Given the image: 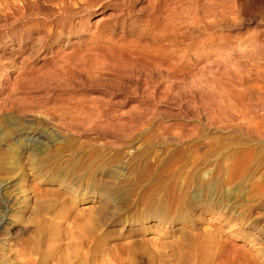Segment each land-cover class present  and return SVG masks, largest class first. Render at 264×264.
Here are the masks:
<instances>
[{"label": "rangeland", "instance_id": "obj_1", "mask_svg": "<svg viewBox=\"0 0 264 264\" xmlns=\"http://www.w3.org/2000/svg\"><path fill=\"white\" fill-rule=\"evenodd\" d=\"M75 1L0 0V264H264V0Z\"/></svg>", "mask_w": 264, "mask_h": 264}, {"label": "bare ground", "instance_id": "obj_2", "mask_svg": "<svg viewBox=\"0 0 264 264\" xmlns=\"http://www.w3.org/2000/svg\"><path fill=\"white\" fill-rule=\"evenodd\" d=\"M66 1V0H65ZM70 1H72V0H70ZM85 1H88L89 3H86V7H87V9L86 10H84V12H83V14H81V16H82V18H79V20H78V22H80V23H82V24H85V22H90V16H91V14L93 13V12H95V11H101L102 13H100L98 16V18L94 21L95 22V25H96V28H98L99 26H101L100 24H103L104 22H106L105 20L106 19H115L116 21H115V23H113L114 24V26L116 25H119V24H121L122 26L121 27H125V23H126V17H125V15H124V13H125V5H124V3H122V2H119V1H113V2H105V1H107V0H78V1H75V3H78L77 5H75V6H81L82 4H83V2L85 3ZM208 0H206V2H207ZM28 2V1H27ZM73 3V2H72ZM204 3V2H203ZM210 4V3H209ZM15 4H13V6H14ZM59 5V4H58ZM84 5V4H83ZM12 6V5H11ZM74 6V5H73ZM198 7H199V5H197ZM202 6H204V5H202ZM70 7V4H66L65 5V9H68ZM85 6L84 7H80V8H82V10L83 9H85L86 8ZM108 7H111L112 9L111 10H115V11H117L116 13H113V11L112 12H110L108 15H105V12L107 11L106 9L108 8ZM201 7V6H200ZM63 8V7H62ZM71 8V7H70ZM76 9V8H75ZM16 10L18 11V7L16 8ZM59 10V9H58ZM74 10V9H73ZM72 10V11H73ZM81 10V9H80ZM82 10H81V12H82ZM233 10V9H232ZM22 11V10H21ZM65 11H69V9L68 10H65ZM71 11V10H70ZM74 11H76V10H74ZM73 11V12H74ZM233 11H231V13H232ZM63 13V12H62ZM79 13V12H78ZM224 13V12H223ZM66 14V13H65ZM169 14V13H168ZM17 15V14H16ZM69 15V14H68ZM81 16H79V17H81ZM186 16V15H185ZM167 17H168V15H167ZM184 17V16H183ZM196 17V16H195ZM129 18V17H128ZM174 18H175V16H174ZM177 18V17H176ZM182 18V17H181ZM198 18V17H197ZM72 19V18H71ZM186 19V18H185ZM182 20V19H181ZM190 20V19H189ZM193 20V19H192ZM170 21H171V19H170ZM87 22V23H88ZM177 23L178 22H180V21H176ZM167 23V22H166ZM173 22H171V24H172ZM180 23H184V22H180ZM187 23V22H186ZM185 23V24H186ZM72 24V23H71ZM108 24V23H107ZM106 24V25H107ZM208 24V23H207ZM176 25V24H175ZM109 26V25H108ZM107 26V27H108ZM112 26V25H111ZM166 26H167V24H166ZM165 26V27H166ZM194 26V25H193ZM80 27V26H79ZM104 27V26H103ZM178 27H180V26H178ZM57 28V27H56ZM163 28H164V26H163ZM174 28H175V26H174ZM206 28V27H205ZM211 28V27H210ZM84 29V28H83ZM103 29V28H102ZM182 29V28H181ZM185 29H187V28H185ZM184 29V30H185ZM212 29V28H211ZM124 30V29H123ZM171 30V29H170ZM174 30V29H173ZM173 30H171V32L173 31ZM168 31V30H167ZM183 30H181L180 31V33L182 32ZM173 32H176V30H174ZM179 32V31H178ZM185 32V31H184ZM183 32V33H184ZM159 33H160V31H159ZM167 33V32H166ZM165 33V34H166ZM170 33V32H169ZM160 34H162V33H160ZM159 34V35H160ZM175 34V33H174ZM179 34V33H178ZM94 35V34H93ZM98 35V34H97ZM100 35H101V33H100ZM102 35H103V33H102ZM102 35H101V39H104V38H107V37H105V35H104V38H102ZM163 35V34H162ZM170 35H171V33H170ZM173 35V34H172ZM107 36V35H106ZM110 36V35H109ZM212 36V35H211ZM99 36H97V38H98ZM163 37H165V36H163ZM170 37V36H169ZM92 38H93V36H92ZM94 38H95V36H94ZM153 38V37H152ZM168 38V37H167ZM166 38V39H167ZM211 38V37H210ZM100 39V40H101ZM111 40V38H107V40ZM157 39V38H156ZM166 39H164V40H166ZM90 40H92V39H90ZM89 40V41H90ZM155 40V39H154ZM153 40V41H154ZM160 40V39H159ZM163 40V39H162ZM210 40V39H209ZM106 41V40H105ZM92 42V41H91ZM100 42V41H99ZM163 42H165V41H163ZM167 42V41H166ZM171 42V41H170ZM168 43V42H167ZM172 43V42H171ZM103 44V43H102ZM101 44V45H102ZM159 45V44H158ZM162 45H164V44H162ZM94 46V45H93ZM147 46V45H146ZM146 46H144L145 48H146ZM155 46V45H154ZM153 46V47H154ZM161 46V45H160ZM92 47V46H91ZM151 47H152V44H151ZM150 47V48H151ZM97 48V47H96ZM95 48V49H96ZM148 48V47H147ZM149 48V49H150ZM156 48H159V47H156L155 46V49ZM103 49V48H102ZM138 49V48H137ZM142 49V48H141ZM93 50H91L90 52H92ZM99 51V50H98ZM141 51V50H140ZM147 51V50H146ZM97 51L95 50V53H96ZM108 52V51H107ZM153 51H151L150 52V55H151V53H152ZM93 53V52H92ZM94 53V54H95ZM101 53V52H100ZM148 54V53H147ZM153 54V53H152ZM136 55V54H135ZM138 55V54H137ZM142 55V54H141ZM60 56V55H59ZM96 56V55H95ZM145 56H147V55H145ZM144 56V57H145ZM80 57V56H79ZM132 57V56H131ZM138 57V56H137ZM152 57V56H151ZM147 58V57H146ZM148 58H149V56H148ZM153 59V58H152ZM99 60V59H98ZM98 60H97V63H98ZM100 61H102V60H100ZM60 66V65H59ZM92 73V72H91ZM50 132V131H49ZM262 132V131H261ZM39 133V132H38ZM41 134H42V132H41ZM40 134V135H41ZM56 134V133H55ZM258 134V133H257ZM261 134V133H260ZM259 134V135H260ZM39 135V136H40ZM51 135H52V133H51ZM50 135V136H51ZM53 135H54V133H53ZM263 135H264V133H263ZM262 135V136H263ZM46 136V135H45ZM44 136V137H45ZM32 137V136H31ZM52 137V136H51ZM56 137V136H55ZM47 138V140L50 138H48V137H46ZM33 139V138H32ZM37 140H38V137L36 138ZM52 139V138H51ZM53 139H55L54 137H53ZM39 140H41V139H39ZM50 140V139H49ZM42 141V140H41ZM46 141V140H45ZM52 141V140H51ZM41 143V142H40ZM52 143V142H51ZM51 143H49V144H51ZM53 145V144H52ZM40 149V148H39ZM37 151V150H36ZM33 153H34V151H33ZM34 154H36V152L34 153ZM38 154V153H37ZM250 154V153H249ZM252 154H253V152H252ZM6 185H8L7 183H6ZM5 201H7V199H5ZM3 202H4V200H3ZM2 203V202H1ZM0 203V204H1ZM5 205V204H4ZM11 207V206H10ZM4 220V219H3ZM1 221V220H0Z\"/></svg>", "mask_w": 264, "mask_h": 264}]
</instances>
